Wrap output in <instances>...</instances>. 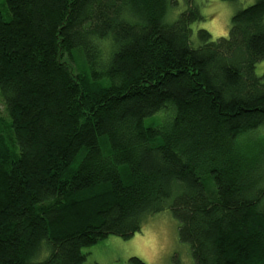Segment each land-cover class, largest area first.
Masks as SVG:
<instances>
[{"label": "trees", "instance_id": "trees-1", "mask_svg": "<svg viewBox=\"0 0 264 264\" xmlns=\"http://www.w3.org/2000/svg\"><path fill=\"white\" fill-rule=\"evenodd\" d=\"M184 1L1 0L0 264H84L166 208L195 264H264V0L215 39Z\"/></svg>", "mask_w": 264, "mask_h": 264}, {"label": "rangeland", "instance_id": "rangeland-1", "mask_svg": "<svg viewBox=\"0 0 264 264\" xmlns=\"http://www.w3.org/2000/svg\"><path fill=\"white\" fill-rule=\"evenodd\" d=\"M255 1L194 0L201 14L207 18L194 23L192 29L203 28L214 39L227 37L232 15ZM184 8V0H177V5L170 4L165 22L175 21ZM192 38L196 43V37ZM256 73L264 74V59L256 64ZM0 111L1 113L3 111L1 104ZM259 160L262 163L259 172H264V156ZM142 224L141 230L130 238L124 239L109 235L83 248L82 252L86 254L84 264H124L130 257L139 258L146 264H195L189 244L179 239V224L169 208L155 214L145 215ZM46 255L47 253L41 258Z\"/></svg>", "mask_w": 264, "mask_h": 264}]
</instances>
